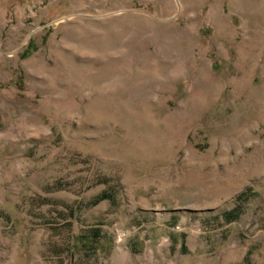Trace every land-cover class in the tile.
Instances as JSON below:
<instances>
[{"label": "rangeland", "instance_id": "374dc122", "mask_svg": "<svg viewBox=\"0 0 264 264\" xmlns=\"http://www.w3.org/2000/svg\"><path fill=\"white\" fill-rule=\"evenodd\" d=\"M0 264H264V0H0Z\"/></svg>", "mask_w": 264, "mask_h": 264}, {"label": "trees", "instance_id": "16d2710c", "mask_svg": "<svg viewBox=\"0 0 264 264\" xmlns=\"http://www.w3.org/2000/svg\"><path fill=\"white\" fill-rule=\"evenodd\" d=\"M183 246H184V242H183Z\"/></svg>", "mask_w": 264, "mask_h": 264}]
</instances>
